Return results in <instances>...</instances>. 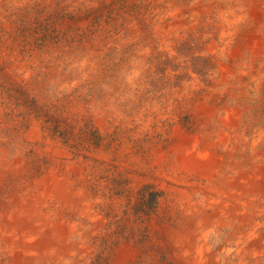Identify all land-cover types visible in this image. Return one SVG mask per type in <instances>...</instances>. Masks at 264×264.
<instances>
[{"label":"rangeland","instance_id":"1","mask_svg":"<svg viewBox=\"0 0 264 264\" xmlns=\"http://www.w3.org/2000/svg\"><path fill=\"white\" fill-rule=\"evenodd\" d=\"M3 151L20 167L0 211L43 196L70 229L44 264H115L121 235L132 264H185L171 243L188 227L176 189L196 183L184 158L220 161L223 186L264 166V0H0ZM53 177L103 226L43 195ZM0 241V264H14Z\"/></svg>","mask_w":264,"mask_h":264},{"label":"bare ground","instance_id":"2","mask_svg":"<svg viewBox=\"0 0 264 264\" xmlns=\"http://www.w3.org/2000/svg\"><path fill=\"white\" fill-rule=\"evenodd\" d=\"M206 156H187L183 160L184 171L187 176L194 175L196 183L184 184L182 187L181 183L176 189L178 196L175 207L184 213V220L188 221V227L175 229L171 233L172 249L177 251L174 252L178 261L185 264H264V166H255L252 177L242 171L234 181L223 186L216 183V177L221 173V162ZM0 162L3 166L1 189L10 173H18L20 161H9L3 151ZM238 165L240 162L230 170L236 169ZM250 166L247 164V168ZM43 185V195L56 192L66 205L74 203L73 208L82 213L85 219L93 220L96 227L103 226V219L91 213L81 195L76 194V199L62 180L53 177V180H46ZM198 195L201 200L196 199ZM28 203L17 200V208H13L12 212L0 211V235L6 242L12 243L17 253V256L14 255V264H44L49 254L43 253L49 247L64 242L70 229L64 227L58 233L44 211L47 205L45 197L42 196L30 206ZM30 209L35 210L34 216ZM218 230L226 231L216 252L217 243L212 241V237H218ZM124 237L121 235L117 238L121 246L117 250L115 264H132L135 260L136 252L130 244L125 243ZM65 250L62 254L70 255L69 245ZM63 258H59L60 261Z\"/></svg>","mask_w":264,"mask_h":264}]
</instances>
